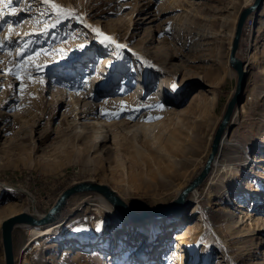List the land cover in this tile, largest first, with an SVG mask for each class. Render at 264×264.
I'll return each instance as SVG.
<instances>
[{"label":"rangeland","instance_id":"rangeland-1","mask_svg":"<svg viewBox=\"0 0 264 264\" xmlns=\"http://www.w3.org/2000/svg\"><path fill=\"white\" fill-rule=\"evenodd\" d=\"M244 2L0 0V221L34 208L45 213L63 189L79 181L107 182L127 211L174 200L175 188L203 165L233 91L236 73L228 64L226 32ZM237 55L246 71L239 112L223 133L219 165L200 184L198 202L158 225L144 227L149 219L143 218L129 229L121 215L100 204L96 191L72 194L50 233L27 241L25 227L13 228L14 264H176L183 252L190 257L182 264H264V200L253 204L252 195L243 197L251 178L264 196V0L245 19ZM162 74L170 75L175 88L154 102L150 94ZM138 82L146 91L134 94ZM211 93L214 101L206 110ZM92 112L111 123L109 136L95 148L87 146ZM175 116L197 132L187 177H170L163 165L158 169L150 143L141 133L135 143L127 133L145 121L171 128ZM73 123L85 125L78 138ZM229 177L233 181L218 196L215 190ZM228 210L236 221L239 211L247 214L233 225ZM112 225L110 243L104 234ZM205 233L217 245L209 259L201 250ZM180 238L187 248L176 252Z\"/></svg>","mask_w":264,"mask_h":264},{"label":"bare ground","instance_id":"bare-ground-1","mask_svg":"<svg viewBox=\"0 0 264 264\" xmlns=\"http://www.w3.org/2000/svg\"><path fill=\"white\" fill-rule=\"evenodd\" d=\"M248 2L249 0H245L242 6H245V4ZM239 11H237V13L230 19V27L226 32L227 49H229L230 47V42H231V38L234 32V28H235V24H236ZM211 33H212L211 34L212 36H215L217 34L216 31L214 30ZM160 71L163 73H166L163 69H160ZM212 72H213L212 69H207L205 71V74L211 75ZM174 88L175 87H174L173 82L170 81V75L162 74L158 78V88L150 94V97H152L154 102H162L164 101L165 94H168L169 92L174 90ZM145 91H146L145 87L141 85L140 82H138V88L134 91V94L143 93ZM214 97H215L214 94L211 93L209 99L205 102L204 108L206 110H210V107L212 106V102L214 101ZM237 112H239V109H234L229 123L233 122L235 118V114ZM163 113L168 114V115L172 113L175 114L173 110H163ZM89 114L91 115V118H88L86 127L90 129V135H89L90 140H89V144L88 145L86 144V145L89 148H95L98 142L104 141L105 138L109 136L110 134L109 131L111 129V123L109 121L103 122L101 120H98L99 117L95 115V113L93 112ZM86 115L87 113L84 116ZM176 118L177 116L173 117L172 127L168 129H165V126L163 125L162 122L158 121L157 123L156 122L152 123L149 121H145L139 126L130 128L127 133L131 135V140L135 143H137L138 139L140 138L139 133H141L142 135L141 138L143 139V141L150 143V145L154 148L156 152V156H155L156 158L152 157V161L158 169L160 165H163L169 171L170 177H176V176L187 177L188 167L193 163V157H194V154L196 153L195 145H196V140H197V132L195 130L193 131L189 126H186L183 123L179 122L180 124H178V120H176ZM73 127L75 128V132H73L74 136L78 138L81 135V128L85 127V125H79L77 123H73ZM112 136L114 138V144H116V147L117 145H121L116 132H114ZM226 137H227L226 134H223L220 137L218 145H217V151L211 161L210 170L205 176V178L199 184H196L192 186L191 188L183 191V188H185V186L189 182H191L196 177V175L199 173L200 168L196 170L191 175V177L187 179L186 183H183L175 188V191L177 192V195H176L177 197L174 200H172L170 203H168L167 205L158 206V207H154V208L147 209V210H141V211H125L124 212L122 208L120 209L116 208L103 195L98 193L100 204L107 211H109L112 215H115V216L121 215L122 220H123L121 222V225L129 229L133 228L135 224L136 225L139 224L137 223V221L142 220L143 218L149 219L148 223L144 222L145 220L143 221V224H144L143 226L145 227L148 224H151V222L158 225L161 222V220H164L167 216H168L167 218L176 216L182 210L181 208L184 205L186 206L187 204L195 202V201L198 202L199 186L205 179L211 178L215 170L217 169L219 165V156H220L221 148L226 141ZM262 145H264V143ZM75 147H76L75 149L77 150V153L81 151L80 148L77 146V144H75ZM136 149L139 150L140 148H136ZM220 166H222V164H220ZM235 170L236 168L233 167V170L231 171L233 172ZM232 172H230V174ZM253 175L255 176V174ZM232 181H233V178L231 177H229V181L226 180L225 178V183H221L215 190V193L218 196L219 195L221 196L223 193L226 192L227 184H230ZM104 184L108 185L107 182H105ZM262 185L264 187V181L262 182ZM108 186L111 187L110 185ZM263 187L261 188L262 190H263ZM111 189H113L116 192V194L119 196V198L126 205H128L120 197L118 191H116L115 188L111 187ZM259 190L260 188H257V184L255 180L252 178L248 179L246 182V185L243 187L244 199L249 200L252 195V197L254 198L253 204H256L258 201L264 200V196H262V192L258 193ZM238 206L242 208L244 205L239 204ZM244 211L245 210L239 211L242 214L240 213L241 216L236 221L235 219H233L234 217L231 216L232 212L228 210V212H226V218L229 219L228 222H231L233 225L242 223L243 222L242 219L244 218L245 214H247ZM28 212L29 213L34 212L35 215H39L36 212L35 208L33 209V211H28ZM14 214L16 213H10L9 215L1 219L0 226H1V222L4 219ZM227 224L229 225V223ZM260 225H261L260 229L264 230V220L261 221ZM19 226L25 227V231L28 234L27 241H32L38 238L39 236L50 233L53 230V228H55L57 225L47 224L44 226H36V225L21 224ZM207 231H209V229ZM207 231L205 230V232ZM104 235L107 236L108 238L107 241H109V239L111 238L110 243L113 242V238H114L113 225L109 227V229H107L106 234ZM79 237H81L80 234H77L75 236V238H79ZM185 239L183 238L177 239L175 243V248L177 250L176 252L181 251L182 249L185 250V248H187V245H186L187 241ZM192 239L195 240L194 237H192ZM203 241H204V244L201 247L202 254L206 256L207 259H209L208 255L211 251V247L217 246V245L207 233H205ZM189 257H190L189 255H186V253L183 252L182 255H179L177 257L176 264H182L185 261H188Z\"/></svg>","mask_w":264,"mask_h":264},{"label":"water","instance_id":"water-1","mask_svg":"<svg viewBox=\"0 0 264 264\" xmlns=\"http://www.w3.org/2000/svg\"><path fill=\"white\" fill-rule=\"evenodd\" d=\"M262 0H252L249 4L243 6L237 16L234 32L231 38L229 54H228V64L235 71L236 79L233 91L226 101L223 114L217 123L213 134L211 136L210 151L206 156L203 165L200 168L199 173L196 177L189 182L184 190L191 188L192 186L199 184L207 175L210 170L211 161L217 151V145L220 137L223 135L225 129L230 124L231 115L235 109V106L239 102V97L242 93V89L246 80V71L244 61L237 55V48L239 45V39L241 37V31L243 24L247 16L258 6ZM96 191L97 193L103 195L111 204L116 208L125 212L127 211V205L119 198L116 192L111 189L107 184L97 183L94 181H79L75 182L65 189H63L52 205L43 214L35 215L34 212L29 213L28 211H22L16 213L1 222V240L3 246L4 254V264H14L13 259V249H12V230L15 226L21 224L25 225H36L44 226L47 224H56L57 220L60 218L64 205L67 198L75 193L82 191Z\"/></svg>","mask_w":264,"mask_h":264},{"label":"snow or ice","instance_id":"snow-or-ice-1","mask_svg":"<svg viewBox=\"0 0 264 264\" xmlns=\"http://www.w3.org/2000/svg\"><path fill=\"white\" fill-rule=\"evenodd\" d=\"M45 2H46V3H52V0H45ZM13 14H15V13H13ZM0 19H2V17H0ZM106 39H109V40H110L111 38H106ZM174 87H175V86H174Z\"/></svg>","mask_w":264,"mask_h":264}]
</instances>
